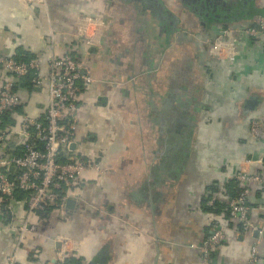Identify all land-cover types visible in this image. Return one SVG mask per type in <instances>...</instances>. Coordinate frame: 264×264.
Here are the masks:
<instances>
[{
  "label": "crops",
  "instance_id": "obj_1",
  "mask_svg": "<svg viewBox=\"0 0 264 264\" xmlns=\"http://www.w3.org/2000/svg\"><path fill=\"white\" fill-rule=\"evenodd\" d=\"M261 14L264 0H0V55L85 62L93 82L79 84L74 148L102 169L84 173L66 211L28 216L35 230L17 251L11 225L26 220L25 197L17 192L10 211L0 206V264L11 256L12 264H56L57 235L79 264H203L214 226L226 239L213 264H247L259 239L264 261V233L243 232L228 214L240 167L264 174V43L239 34L230 64L211 55L222 30L252 26ZM86 16L109 27L102 48L77 36ZM25 81L7 125L45 113L47 86ZM249 205L264 230V194L254 190Z\"/></svg>",
  "mask_w": 264,
  "mask_h": 264
},
{
  "label": "built area",
  "instance_id": "obj_2",
  "mask_svg": "<svg viewBox=\"0 0 264 264\" xmlns=\"http://www.w3.org/2000/svg\"><path fill=\"white\" fill-rule=\"evenodd\" d=\"M256 24L222 30L212 45L211 55L223 64H230L239 55L235 49L240 43L239 34L264 43V16L259 17ZM108 28L100 17L86 16L78 21L77 36L84 40L88 49L102 48ZM0 70V126L5 116L22 105L19 80L31 75L34 88L47 86L48 91L42 118L24 114L15 129L0 127V206L10 211L11 201L17 192L24 195L26 204V220L11 225L19 233L17 251L25 233L35 230L29 225L28 216L47 209L66 211L69 202L80 195L84 173L102 169L98 163L75 154L81 110L79 84L93 82L83 60L71 54L59 57L54 52L46 63L34 58L21 61L0 55ZM251 130L257 137L263 133L259 122L253 121ZM19 149L20 153H15ZM236 166H229V172ZM235 177L241 192L229 203V217L240 224L243 232H258L261 236L264 230L252 219L249 198L254 190L264 194V174L240 167ZM225 239L224 228L214 226L201 246L203 264H212L214 251L224 244ZM55 240L62 244L56 264H68L66 240L59 235ZM260 245L259 239L247 264H264ZM13 260L14 256H11L9 262L12 264Z\"/></svg>",
  "mask_w": 264,
  "mask_h": 264
},
{
  "label": "trees",
  "instance_id": "obj_3",
  "mask_svg": "<svg viewBox=\"0 0 264 264\" xmlns=\"http://www.w3.org/2000/svg\"><path fill=\"white\" fill-rule=\"evenodd\" d=\"M262 16H264V14L258 15L257 17H262ZM252 26H257V24L254 23V25H252ZM72 56H73V55H72ZM74 57H75V56H74ZM76 58H77V57H76ZM15 59H16V60H21V61H28V60H30L31 58H30V59H26V58H23V59H17V58H15ZM22 80H26L25 83L27 82V84L30 86L29 88L36 89V88H34V86H33V84H32V76H31V75L24 77ZM19 109H20V107H18V108L14 111V113H12L11 115H7V116H5V117L2 119L1 126H0L2 129H4V130H13V129H15L16 124H17V122H18L17 120H16V124L14 123L13 126H12L11 124L7 125L6 123H13V122H15L14 120H12V118H13L12 116H15V114H16L17 112H19ZM9 118H10V119H9ZM12 121H13V122H12ZM15 153L19 154V153H20V149L17 150ZM230 182L233 184V190H234V192H233L232 195H231V199H230V201H231L232 199L236 198V197L239 195V193L241 192V189H240L239 184H238V182H237V180H236V177H234V179L231 180ZM259 192H261V191H259ZM229 203H230V202H229ZM228 208H229V206H228ZM51 211H52V209H47V210H45V211H38V212H36V213H39V215H41V216H46V215H48ZM67 260H68V261H67L68 264H79V261H78L76 258L72 257V256H69ZM212 264H213V259H212Z\"/></svg>",
  "mask_w": 264,
  "mask_h": 264
}]
</instances>
